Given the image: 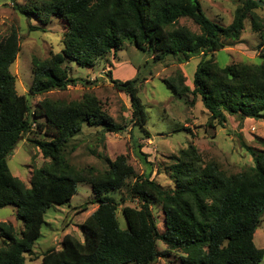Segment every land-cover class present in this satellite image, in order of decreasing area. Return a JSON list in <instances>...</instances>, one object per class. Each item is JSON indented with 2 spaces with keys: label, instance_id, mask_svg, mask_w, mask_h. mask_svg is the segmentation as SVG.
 I'll return each instance as SVG.
<instances>
[{
  "label": "trees",
  "instance_id": "1",
  "mask_svg": "<svg viewBox=\"0 0 264 264\" xmlns=\"http://www.w3.org/2000/svg\"><path fill=\"white\" fill-rule=\"evenodd\" d=\"M242 1L227 27L210 21L199 0H36L16 6L22 16H34L43 25L51 18L65 23L61 51L44 60L32 58L28 95L85 85L86 81L70 78L64 64L93 68L99 59L109 64L107 56L117 59L124 42L129 41L137 50L153 54V62L169 57L181 65L201 58L192 88L179 70L162 82L187 107L192 108L199 99L209 113V127L222 126L226 117L235 118L239 126L245 119L264 121V55L259 65L224 67L212 56L239 42L247 16L252 30L260 31L259 17L253 12L260 6L256 0ZM186 18L200 34L178 24ZM29 31L44 32L31 26ZM18 52L19 39L13 29L0 41V209L14 207L22 230L16 232L10 223H0V264H27L26 256L33 253L45 225L46 211L52 205H67L79 184L91 187V204L97 206L80 224L83 240L64 236L58 250L43 253L40 264H154L161 256L157 242L179 253L181 264L262 261L264 250L255 247L253 237L264 213V151L245 147L253 166L227 175L216 163H203L197 149L189 145L169 167V189L149 176L128 185L134 171L124 156L112 162L106 159L108 169L103 173L84 175L70 166L65 155L68 142L83 126L99 127L103 134H120L127 127L134 133L137 128L141 136L149 138L146 114L137 96L138 78L119 81L112 79L110 71L106 73L112 87L127 98L130 119L125 125L116 124L91 94L70 103L43 100L32 109L28 98L16 93L10 72ZM32 132L41 136L31 142L48 163L32 170L26 188L10 174L6 160L21 136ZM137 140L134 138V144L139 149ZM260 143L264 146V141ZM124 187L137 207L122 208L126 228L121 230L116 220V193ZM86 207L84 204L82 211ZM152 207L162 212V232Z\"/></svg>",
  "mask_w": 264,
  "mask_h": 264
},
{
  "label": "rangeland",
  "instance_id": "2",
  "mask_svg": "<svg viewBox=\"0 0 264 264\" xmlns=\"http://www.w3.org/2000/svg\"><path fill=\"white\" fill-rule=\"evenodd\" d=\"M35 1L0 0V41L11 30L16 31L19 52L10 67V72L15 77L16 93L25 95L32 109L43 100L70 103L80 101L85 94H91L97 98L102 109L116 124L125 125L130 119L127 98L112 87L106 73L110 71L112 79L119 81L136 77L139 80L137 96L146 114L145 128L149 132V138L141 136L137 128H134V133L127 127L120 134H103L99 127L83 126L81 132L73 137L65 148L69 164L76 171L84 175L103 173L108 169L106 159L112 162L118 156H124L126 163L134 171L127 180L128 185L139 177L149 176L150 180H154L164 189H169L172 185L169 167L178 153L189 145L197 149L203 163L214 162L227 175L241 173L253 166V159L245 147L264 151V146L260 143L264 141V121L245 119L239 126L235 118L226 117V122L222 126L215 123L213 127H209L207 125L209 113L199 99L192 108L187 107L183 99L173 97L163 84V79L179 70L185 78V84L192 88L193 73L200 57L181 65H176L169 57L161 62H153V54L137 50L129 41H125L117 53V59H113L111 54L107 56L109 64L105 63V59L97 60L93 68H82L73 62L64 64L69 77L86 81L85 85H70L64 91L29 96L32 58L44 60L60 52L65 32V23L60 19L51 18L43 25L34 16L25 18L16 10V6L25 7L29 3L34 4ZM199 2L203 13L210 21L227 27L232 22L235 10L242 6L243 1L199 0ZM261 2L264 3V0ZM253 12L259 17L260 31L252 30L251 17L247 16L239 42L212 54L219 67L239 63L248 65L261 63V57L264 55V6ZM178 24L192 33L200 34L199 28L187 18L180 19ZM29 26L42 28L44 32L29 31ZM190 99L189 97L188 100ZM40 137L36 132L21 136L6 160L10 174L19 179L26 188H29L32 170L48 163L31 142ZM134 138L138 139L139 149L135 147ZM93 198L91 187L79 184L76 194L67 205H52L45 213V225L41 229V236L33 246V253L26 256V263L40 264L43 253L48 249L58 250L66 235L83 240L79 227L97 208L91 204ZM116 199L119 203L116 220L119 228L124 230L126 223L122 216V208H135L137 202L129 197L127 187L116 193ZM84 204L87 207L82 211L81 207ZM151 210L157 228L162 232V212L159 207H152ZM0 223H10L16 232L22 230V224L15 219V209L12 206L0 209ZM253 243L256 248L264 250V213L254 233ZM157 250L161 256L154 264H181L180 254L167 250L161 242H157ZM259 264H264V257Z\"/></svg>",
  "mask_w": 264,
  "mask_h": 264
},
{
  "label": "water",
  "instance_id": "3",
  "mask_svg": "<svg viewBox=\"0 0 264 264\" xmlns=\"http://www.w3.org/2000/svg\"><path fill=\"white\" fill-rule=\"evenodd\" d=\"M256 2H257V4H258L259 6H264V3H262L261 1L256 0Z\"/></svg>",
  "mask_w": 264,
  "mask_h": 264
}]
</instances>
